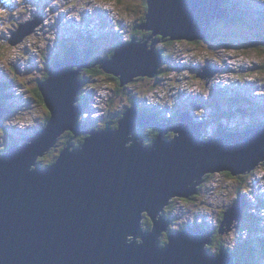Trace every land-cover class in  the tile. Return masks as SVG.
Segmentation results:
<instances>
[{
	"label": "water",
	"instance_id": "1",
	"mask_svg": "<svg viewBox=\"0 0 264 264\" xmlns=\"http://www.w3.org/2000/svg\"><path fill=\"white\" fill-rule=\"evenodd\" d=\"M145 1V22L139 28L150 31L146 40L118 43L111 56L96 62L120 86L156 76L164 62L157 36L204 40L213 22L230 17L223 0ZM35 26L19 25L8 43L20 42ZM83 51L81 57L75 47H67L64 59L49 67L38 85L47 121L0 155V264H235L225 246L215 254L207 247L215 232L238 227L246 205L243 194L223 211L215 229L196 222L168 233L172 218L163 211L173 198L195 195L207 174L237 176L264 165V122L234 131L218 122L205 139L203 124L190 113L179 111L175 125L159 123L133 102L116 128L106 122L100 130L88 129L80 120L83 105L75 104L79 70L91 57L88 47ZM214 72L206 66L196 76L209 79ZM7 112L0 101V124ZM149 126L159 131L150 145L139 135ZM66 131L71 138L86 137L77 148L70 138L52 164L35 166ZM169 132L173 136L164 138ZM145 217L151 222L147 230Z\"/></svg>",
	"mask_w": 264,
	"mask_h": 264
},
{
	"label": "rangeland",
	"instance_id": "2",
	"mask_svg": "<svg viewBox=\"0 0 264 264\" xmlns=\"http://www.w3.org/2000/svg\"><path fill=\"white\" fill-rule=\"evenodd\" d=\"M230 4L235 15L241 17L228 25L217 23L213 28L216 34L209 41H158L156 47L165 48L167 62L156 79L141 77L119 86L115 77L98 68L79 73L82 81L76 101L86 100L80 119L91 122L90 128L102 129L105 118L114 119L116 113H122L133 94L139 96L140 108L154 109L162 117L173 116L177 109L188 110L194 121H203L205 139L215 133L218 122L234 131L264 120V47L246 45L251 36L256 38L252 28L264 21V0H230ZM144 13V0H0V84L11 82L7 87L10 100L2 96L11 109L1 119L0 149H6L10 140L23 143L44 123L49 111L36 88L47 78L53 62L64 59L66 46L73 45L82 54L87 43L96 45L85 66L89 67L98 57L105 58L115 48L116 40L128 42L134 36L136 40H146L139 39L150 32L139 28L145 22ZM27 22H36L34 30L10 45L7 39L12 32ZM206 66L214 67L213 75L209 79L197 77ZM166 135L173 136L171 132ZM63 142L40 157L44 164L55 159ZM75 142L70 139V143ZM243 175L214 172L198 186L194 198H173L170 210L163 211L166 217L173 218L168 233L196 222L217 228L223 211L240 192L249 201L247 216L252 214L260 220L254 224L256 231L248 232L245 223L240 222L238 228L218 236L208 250L215 254L225 246L234 254L239 239L260 237L264 242V165ZM166 234L161 241H166ZM256 263L264 264V257Z\"/></svg>",
	"mask_w": 264,
	"mask_h": 264
},
{
	"label": "trees",
	"instance_id": "3",
	"mask_svg": "<svg viewBox=\"0 0 264 264\" xmlns=\"http://www.w3.org/2000/svg\"><path fill=\"white\" fill-rule=\"evenodd\" d=\"M122 0H117V2H121ZM144 4H145V8H146V10H147V5H146V1L144 0ZM222 6L223 7H225V8H227L228 9V12H229V14H230V17H229V19H227V20H217V21H215V22H213L212 24H211V26L209 27V31H208V38L207 39H205V41H209V39H211L212 38V36H213V34H214V30H213V28H214V26L217 24V23H222V24H224V25H228L229 23H231V21H234L235 19H236V17H241V16H237V15H235V11H234V7L230 4V0H223V2H222ZM262 17H263V19H264V14L262 15ZM142 19H144L145 20V13H144V15H143V17H142ZM263 24H264V21L262 22V23H256V25L254 26V28H252V31H254V32H256L257 33V35H256V38H253L252 36L250 37V39L247 41L248 43L246 44V43H243V44H246V45H249V46H251V47H259L260 46V43H261V38L259 39V37H260V35L261 34H263L264 33V28H262V26H263ZM215 34H216V32H215ZM150 35V32H148L146 35H143L142 36V38H139V39H146L148 36ZM227 35V34H226ZM132 38V37H131ZM133 38H135V36L133 37ZM158 40H160V41H163V42H165V43H167V44H169V43H172V42H174V41H170V40H168L167 38H161V37H159V36H157L156 37ZM241 43H242V41H241ZM262 44V43H261ZM89 45H92V44H89ZM262 45H264V44H262ZM159 50L161 51V54H162V57H163V60H166L165 59V56H164V53H165V48L164 47H162V48H159ZM112 52L113 51H110V53H108L106 56H111V54H112ZM63 54H64V52H63ZM62 54V55H63ZM84 53L82 52V54H81V57H83L84 55H83ZM105 56V57H106ZM99 58V57H98ZM97 58V59H98ZM97 59L95 60V63L94 64H91L90 66H96V67H83V68H81L80 70H79V73H81V74H84L86 71H88V70H90L89 68H98V69H100L99 68V65L98 64H96V61H97ZM164 62H167V61H164ZM164 64V63H163ZM163 64L162 65H160V67L158 68V73L156 74V76H158L159 74H161L162 73V68L163 67H161V66H163ZM76 68V67H75ZM74 68V69H75ZM85 69H87V70H85ZM100 70H102V69H100ZM82 71H85V72H82ZM78 76L80 77V75L78 74ZM47 77H48V75H47ZM78 77V78H79ZM139 78H141V77H139ZM139 78H135L133 81H135V80H137V79H139ZM80 80H81V77L79 78ZM155 79V78H154ZM45 80V79H44ZM82 81V80H81ZM132 81V82H133ZM118 82H119V80H118ZM131 82V83H132ZM128 84H130V83H128ZM127 84V85H128ZM118 85H119V83H118ZM120 86V85H119ZM7 87H8V89L11 87V82L10 81H8V82H3V83H1L0 84V101L1 102H3V97L2 96H6L7 95V97H8V99H9V92H8V90H7ZM2 88H5V90H7L6 92H2L1 91V89ZM116 90H118V89H116ZM36 93L38 94V96H39V99H40V101L41 102H43V100H42V96H41V94H40V92H39V90H38V88H36ZM78 98V97H77ZM10 100V99H9ZM139 100H140V98H139V96L137 95H133V94H131V95H129V106L133 103V102H135L136 104H137V108H138V110H140L141 112H143V113H147V114H149V115H152V116H154L155 117V119H158V118H161V117H159V114H158V112L157 111H155L154 109H147V108H149V107H142V108H140L139 107V105H138V102H139ZM86 103V100L84 101V102H81L80 104H85ZM3 104H4V106H5V108H7V109H11V106H10V108H8V106L3 102ZM11 105V104H10ZM128 107V105L126 106V108ZM125 108V109H126ZM125 109H123V111L122 112H124V110ZM185 111H188V110H185ZM116 115V118H114V119H110V120H107L109 117H106L105 118V121L103 122V126L105 125V123L106 122H110L111 123V127H113V128H116V126H117V121H118V119L121 117V115H122V113L121 112H119L118 114L116 113L115 114ZM48 114H47V116L45 117V120H44V123H42V125H40V127H42V126H44V124H45V122L47 121V119H48ZM218 117H216V119H217ZM115 121V122H114ZM159 122V121H158ZM91 122H87L86 121V123L85 124H87V127L89 128V129H93V128H95V127H93V128H90L89 127V125L91 126V124H90ZM258 123V121L257 122H252L251 124H249V125H253V124H257ZM249 125H246V126H244V128H246V127H248ZM3 128V127H2ZM38 129H40V128H38ZM37 129V130H38ZM37 130H33L30 134H29V137L31 136V135H33ZM158 130L157 129H155V128H153V127H151V126H149V127H147V128H145L144 130L143 129H140L139 130V135L141 136V138L143 139V144H148V145H150L151 143H153V141H154V139H155V137L158 135ZM64 136V138H62ZM83 136V137H82ZM164 136V135H163ZM79 138H77V141L73 144L72 143V145H73V147H75V148H77V147H79L81 144H82V142L84 141V139H85V137H86V135H81V136H78ZM26 138V140H27V137H25ZM71 138V134L68 132V131H66V132H64L58 139H57V141H56V143H55V145H54V147L55 146H58L57 144H59L60 143V141H62V140H64V146L59 150V152L65 147V145H66V143H67V141L69 140ZM164 138H170V136L169 135H165L164 136ZM11 142L8 144V146H10V145H13V144H16L17 142L16 141H13V140H10ZM24 140H22L21 142H23ZM19 143V142H18ZM17 143V144H18ZM5 151V149H3V150H1L0 149V155L3 153ZM59 152H58V154H59ZM58 156V155H57ZM57 156L55 157V159H53L51 162H49V164L48 165H50V164H52L55 160H56V158H57ZM261 163V162H260ZM259 163V164H260ZM258 164V165H259ZM48 165H46V164H44L43 163V160L41 159V158H38L37 159V161H36V165L35 166H38V167H41V168H44V167H46V166H48ZM209 175L207 174V175H205L204 176V179L206 178V177H208ZM241 176H244V175H241ZM241 176H238V177H241ZM191 198H194V196H192ZM190 199V198H189ZM171 206V205H170ZM247 212L245 211V215H244V218H243V220L241 221L242 223H245V225H244V227H245V230H247L248 232H251V233H254V231L256 230V227L254 226V224H256L257 222H259L260 220H259V218L258 217H256L255 218V216L254 215H249V217L247 216ZM170 217V216H169ZM251 217H254L255 219L252 221L251 220ZM170 218H172V217H170ZM143 225H144V227L146 228V229H149L150 227H151V222H150V220L148 219V218H144L143 219ZM167 235V234H166ZM165 241H161V244H163ZM252 243H254V245L252 244ZM208 249H210L209 247H207ZM234 257H235V264H257L256 263V261L258 260V259H262V257H264V242L262 241V239L260 238V237H257L255 240H245V239H239V243H238V246H237V248L235 249V251H234Z\"/></svg>",
	"mask_w": 264,
	"mask_h": 264
},
{
	"label": "flooded vegetation",
	"instance_id": "4",
	"mask_svg": "<svg viewBox=\"0 0 264 264\" xmlns=\"http://www.w3.org/2000/svg\"><path fill=\"white\" fill-rule=\"evenodd\" d=\"M263 38L264 37V33L263 34H261L260 35V37H259V39L260 38ZM261 38V39H262ZM259 47H264V45H262L261 43H260V46ZM95 50H96V45H94V47H93ZM111 51V50H110ZM105 53V52H104ZM103 54V53H102ZM105 54H107V52L105 53ZM112 76V75H111ZM114 77V76H113ZM116 78V77H115ZM117 79V78H116ZM156 79V78H155ZM118 80V79H117ZM154 80V79H153ZM159 117H161V118H158V121L159 122H164V121H170L171 122V124L173 125V124H175V119H176V117H175V119L173 120V118H171V117H168V118H166V117H162V116H159ZM144 130V129H143ZM168 134V133H167ZM164 135H166V134H164ZM80 136V135H79ZM74 138V137H73ZM77 138H78V136H76L74 139H76V141H77ZM75 148V147H74ZM193 196H195V195H193ZM172 203V201L166 206V208H165V211L167 212L168 210H170V205H172L171 204ZM165 215V214H164ZM221 234H218V233H214V235H213V237H212V242L213 241H215L216 240V238L218 237V236H220ZM212 242L210 243V244H212Z\"/></svg>",
	"mask_w": 264,
	"mask_h": 264
},
{
	"label": "bare ground",
	"instance_id": "5",
	"mask_svg": "<svg viewBox=\"0 0 264 264\" xmlns=\"http://www.w3.org/2000/svg\"><path fill=\"white\" fill-rule=\"evenodd\" d=\"M111 39V38H110ZM96 100V99H95ZM82 101V100H81ZM84 102V101H83ZM92 102V101H91ZM76 104H80V103H77V101H76ZM86 104V103H85ZM84 107V110H86V107L85 106H83ZM85 121H88V120H85ZM84 135V134H83ZM77 136H79V135H77ZM81 136V135H80ZM76 136H74V138H75ZM83 137V136H82ZM246 203H248L247 202V200H246Z\"/></svg>",
	"mask_w": 264,
	"mask_h": 264
}]
</instances>
